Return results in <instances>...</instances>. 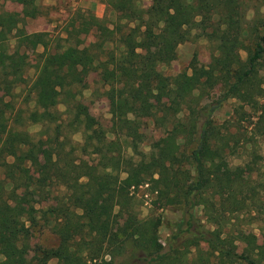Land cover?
<instances>
[{
  "label": "trees",
  "instance_id": "1",
  "mask_svg": "<svg viewBox=\"0 0 264 264\" xmlns=\"http://www.w3.org/2000/svg\"><path fill=\"white\" fill-rule=\"evenodd\" d=\"M111 4L119 14L113 28L95 16L94 43L47 51L37 67L30 88L36 105L28 118L53 125V133L36 138L16 129L7 118L9 106L0 107V166L12 192L22 191L15 197L12 193V201L0 198V264H49L54 258L57 264H93L107 254L123 256V264H264V158L255 147L257 137H264V103L259 99L264 90V17L258 14L248 26L244 0H152L147 9L135 0ZM33 14L34 6H28L27 15ZM196 35L216 45L215 67L205 78L165 74L160 66L175 61L178 46ZM12 36L18 40L13 50ZM25 41V28L15 15L0 11V86L9 95L26 81ZM97 72L114 97L115 139L75 93L83 77ZM52 90L58 97L50 95ZM237 96L251 100L250 112L240 114L254 124L246 132L215 119L216 111ZM61 100L71 116L69 126L83 134L82 151L97 156L95 164L77 161L74 149L66 150L57 108ZM146 118L165 136L149 156L135 160L123 154L120 140L138 153ZM239 147L252 149L246 165L232 169ZM147 181L153 182L159 200L183 208L184 217L166 245L159 235L161 217L138 215L131 188ZM60 186L64 200L39 217L38 204ZM199 208L214 230L197 216ZM243 208L257 213L263 223V243L252 256L223 245L215 233ZM41 219L59 235L57 247H31L32 228Z\"/></svg>",
  "mask_w": 264,
  "mask_h": 264
},
{
  "label": "rangeland",
  "instance_id": "2",
  "mask_svg": "<svg viewBox=\"0 0 264 264\" xmlns=\"http://www.w3.org/2000/svg\"><path fill=\"white\" fill-rule=\"evenodd\" d=\"M140 8L147 9L152 0H135ZM2 0L0 2V11H11L18 19L21 27L25 28L26 41L21 47V52L25 53L28 60V66L25 72L26 81L20 83L13 89V93L9 95L0 86V107L6 108L7 118L10 124L16 129L27 130L34 137L39 138L46 131L54 132V126H46L41 123H33L28 118L29 112L35 108V96L30 92L31 84L36 77L37 67L42 63L47 51L56 52L68 47L76 45L79 47L88 46L98 39V29L94 23V17L105 20L106 24L113 28L118 22V12L114 10L111 0ZM246 8L245 22L249 26L253 23L254 18L260 14L264 17V0H244ZM34 6V14L27 15V7ZM135 26V23H131ZM249 39V38H248ZM247 39V43L248 40ZM18 40L11 37L9 44L11 50L16 47ZM178 57L169 65H162L160 69L167 75H176L180 72L189 74L197 73L205 78L208 73L215 67V56L218 51L216 45L209 41L206 37L196 35L192 40L186 41L178 46ZM143 53L142 49L137 50ZM242 57H247V52H242ZM100 73H93L90 76L82 78V83L75 88L81 101L87 106L89 112L101 125L108 131V137L115 139L112 132V118L115 110V101L112 94L102 80ZM58 90V89H57ZM54 90L50 91L51 96L57 95ZM60 97V96H59ZM210 99V98H209ZM207 99V100H209ZM261 103H264V90L259 94ZM60 100V99H59ZM162 103V101H161ZM161 103L155 104V108H160ZM251 100L245 99L243 96H237L226 101L220 109L215 113V119L218 123L229 121L233 124L232 130L248 131L254 126L251 121L243 120L241 112H250ZM60 116V122L64 126L63 140L66 150L74 149V156L77 161L83 160L90 164L97 162V156L82 151L83 134L69 126L71 116L68 113L66 101L61 100L57 106ZM21 114V116H17ZM242 119V120H241ZM257 118H253L252 122H256ZM142 132L143 141L139 143V151L133 150L126 140L121 139L123 145V154L127 157H133L135 160L140 156H149L153 150V144L160 141L165 136V132L156 126L152 118L144 120ZM256 149L264 158V137H257ZM246 151L244 147H239L238 153L232 157L230 167L232 169L238 166H245L246 160L249 158L250 149ZM32 180L38 178L37 172L32 171ZM147 184V185H146ZM143 185V187H142ZM138 188L132 187V193L135 194L134 201L138 211V215L142 219L151 217H161L162 224L159 235L162 243L167 244L169 238L176 232L181 220L184 217L182 206H172L159 200L157 191H153V182L147 181ZM22 191L12 192L11 182L5 176L3 167L0 166V198L12 201L16 195H22ZM13 193V195H12ZM131 193V194H132ZM65 198L63 186L55 188L53 194L49 195L48 201H41L38 204L39 217L44 215L49 205H56ZM197 216L206 227H213L206 221V217L201 208L197 210ZM261 217L243 208L240 212L233 215L231 222L223 229L215 230L219 241L230 248L235 249L240 254L252 256L263 243V234ZM214 230V229H213ZM59 235L52 228V225L45 224L43 219L39 225L32 228V236L30 239L31 247L54 248L59 245ZM114 253V249L112 250ZM103 260L110 261L111 264H123L124 257L113 255H105L104 259L98 260L93 264H106ZM49 264H57L54 258ZM132 264H140L139 262Z\"/></svg>",
  "mask_w": 264,
  "mask_h": 264
},
{
  "label": "built area",
  "instance_id": "3",
  "mask_svg": "<svg viewBox=\"0 0 264 264\" xmlns=\"http://www.w3.org/2000/svg\"><path fill=\"white\" fill-rule=\"evenodd\" d=\"M147 185V184H146ZM142 187H143V185H142Z\"/></svg>",
  "mask_w": 264,
  "mask_h": 264
}]
</instances>
